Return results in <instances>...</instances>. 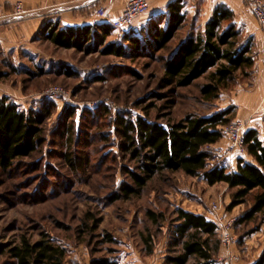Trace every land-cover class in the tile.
<instances>
[{"label":"rangeland","instance_id":"374dc122","mask_svg":"<svg viewBox=\"0 0 264 264\" xmlns=\"http://www.w3.org/2000/svg\"><path fill=\"white\" fill-rule=\"evenodd\" d=\"M15 1L0 0V7L11 13L15 4L20 3ZM152 1L163 3L162 0ZM209 1L183 0L187 21L185 27L174 34L168 48L148 51L132 59L129 56L103 57L99 49L86 55L74 49L58 48L44 40L41 32L29 37L20 33L14 47L2 40L0 98H9L23 111L36 110L44 101L55 103L57 110L44 126L47 143L43 154L33 160L17 162L9 174L0 172V244H17L22 237L35 242L41 234H46L66 249L65 264H91L99 259L117 264H162L175 210L195 211L214 222L212 208L216 206L224 219L233 220L231 243L228 248H221L227 252L236 250V263L252 261L260 249L264 250V218L257 215L254 222L237 225V220L249 209L251 198L229 209L231 191L225 184L208 186L201 177L161 172L150 179L138 197L111 202L119 185L128 181L122 174L126 160L117 158L114 165L108 157V152L120 156L116 145L107 150L97 149L96 144L90 148L79 147V152L89 154V164L76 172L68 170L59 158L63 150L58 145L52 146L59 142L57 133L64 108L73 107L76 124L84 126L85 112L93 113L101 106L110 114L102 119L100 129L109 132L114 144L117 140L111 123L117 114H126L133 120L146 114L150 120L165 124L190 114L210 116L222 112H228L223 138L218 144L205 148L211 156V165L218 163L213 151L228 146L225 129L234 123L242 124L244 133L256 130L258 138L264 142V90L258 87L261 74L257 65L245 73L237 71L227 88L210 101L203 100L199 94L200 87L207 82L205 76L185 88L165 86L163 82L164 59L179 41L191 34L192 18H195L193 32L201 28L205 15L200 10ZM148 14L147 17L151 16ZM7 25L0 26L2 34L9 32L8 27L4 28ZM118 39L119 35L113 31L107 42ZM241 42H250L252 55L257 54L259 47L251 37L242 33ZM124 48L127 52L130 50L127 44ZM98 78L102 81H97ZM51 88H58L63 94L50 100L42 98ZM97 130H87V135ZM84 131L83 127L82 140ZM245 155L244 147H237L222 166L231 172L240 158L252 163ZM146 212L163 216V219L159 217L154 224ZM0 264H13V261L1 256Z\"/></svg>","mask_w":264,"mask_h":264},{"label":"trees","instance_id":"16d2710c","mask_svg":"<svg viewBox=\"0 0 264 264\" xmlns=\"http://www.w3.org/2000/svg\"><path fill=\"white\" fill-rule=\"evenodd\" d=\"M166 11L167 15L151 18L138 32L124 33L111 42H107L113 33L109 24L60 28L57 23H47L41 35L58 48L74 49L86 55L99 49L103 57L123 59L129 56L132 59L148 51L166 50L174 34L185 27L187 12L183 0L172 1ZM194 22L192 18L191 34L179 41L164 59L163 82L165 86L185 88L205 76L207 82L200 87L199 94L205 101L215 100L237 71L245 73L253 68L251 44L241 42L242 33L233 23V13L223 5L215 8L204 28L193 32ZM125 44L130 46L128 52ZM132 74L139 78L135 72ZM56 110L55 103L44 101L36 110L23 111L9 98H0V172L9 174L17 162L33 160L36 155L43 154L47 143L44 126ZM227 113L190 114L165 124L150 120L146 114L135 120L126 114H117L111 123L117 140L114 144L109 132L100 129L102 119L110 114L106 107L101 106L93 113L86 111L84 126L76 124L75 109L66 107L60 114L59 142H52L55 143L52 146L58 145L63 150L59 158L68 170L76 172L89 164V154L79 152V147L90 148L96 144L97 149L107 150L116 145L120 156L108 152V157L114 165L117 158L126 160L122 174L128 181L119 185L111 202L138 197L150 179L161 172L201 177L208 186L225 184L231 191L229 209L251 198L249 209L236 222L241 225L254 222L257 215L264 218V142L258 138L256 130H248L243 135V147L252 163L238 159L235 172H228L218 163L211 165V156L205 148L218 144L223 138ZM262 124L264 129V118ZM83 127L84 140L81 139ZM96 129L87 135V130ZM174 213L170 242L162 264H216L220 244L214 222L181 208ZM146 215L154 224L159 217L163 219L151 212ZM1 256H6L13 264H65L66 249L48 235L41 234L35 242L22 237L17 244H0ZM91 264L117 263L99 259ZM254 264H264V252Z\"/></svg>","mask_w":264,"mask_h":264},{"label":"crops","instance_id":"0c3cea01","mask_svg":"<svg viewBox=\"0 0 264 264\" xmlns=\"http://www.w3.org/2000/svg\"><path fill=\"white\" fill-rule=\"evenodd\" d=\"M146 1L149 5V10L146 14L136 17L123 29L113 31L118 35H123L124 33L129 32H138L147 21L150 20V18L166 13L167 5L174 0H162L163 3L161 4L152 0ZM15 2H20L23 10L33 13L29 16L28 20L26 19L22 22L17 21L15 23L12 22L11 24L4 26V28L8 27V29H10L8 33L2 34L0 32V44H2L3 40L6 45L8 44V46L10 45L11 47L16 46L20 33L26 37L36 35L41 32L43 26L47 23H57L60 28L111 25L112 20H114L124 9L126 0H102L101 6L104 8V14L102 16H96L92 8L82 5L81 0H16ZM221 5L225 6L233 13V23L237 29H239L241 33L248 35L249 38L251 37L253 42L259 47L256 54L257 56L253 55V58L254 66L257 65L259 67V73L261 74L258 87L259 89L264 90V35L260 33L254 18L250 15L243 4V0L209 1L208 5L200 10L201 12L203 11V15H205L201 27L204 28V25L210 19L215 8ZM0 6H2L1 3ZM0 12L6 13L1 7ZM149 12L150 14H148ZM147 14L148 16H151L147 17ZM245 156H247V154ZM236 166L237 164H235L234 169L231 172H235ZM185 211L196 215H202L195 211ZM221 247L222 246H220L217 254L216 264H254L259 260L264 251L263 249H260L257 252V258L252 261L236 263L233 259L236 250L227 252Z\"/></svg>","mask_w":264,"mask_h":264},{"label":"built area","instance_id":"2783aa9c","mask_svg":"<svg viewBox=\"0 0 264 264\" xmlns=\"http://www.w3.org/2000/svg\"><path fill=\"white\" fill-rule=\"evenodd\" d=\"M102 0H81L82 5L92 8L96 16L104 14V8L101 6ZM245 6L254 18L258 27L264 34V0H243ZM149 10V5L146 0H126L122 12L111 22L113 30H121L130 24L136 17L146 14ZM31 12L22 9L20 3L15 4L11 13L0 12V26L10 24L12 22L21 21L29 18ZM63 94L58 88H51L43 94L44 99L50 100L53 96L60 97ZM225 135L228 138V146L226 148H217L213 151L218 164L222 165L223 161L227 159L237 147H243V125L234 123L225 129ZM216 206L212 208L214 224L217 227V234L220 246L228 248L231 243L230 230L232 228L233 220H226L224 216L218 211ZM234 260H237L233 257Z\"/></svg>","mask_w":264,"mask_h":264}]
</instances>
